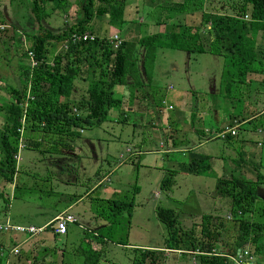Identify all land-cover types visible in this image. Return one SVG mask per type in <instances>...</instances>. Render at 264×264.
<instances>
[{
	"label": "trees",
	"instance_id": "1",
	"mask_svg": "<svg viewBox=\"0 0 264 264\" xmlns=\"http://www.w3.org/2000/svg\"><path fill=\"white\" fill-rule=\"evenodd\" d=\"M7 1L16 5L24 2L26 13L30 15L33 24L32 28L23 30L17 21L8 23L7 14H4L0 34L5 29L24 33L27 52L25 49L18 50L19 59L29 60L28 52H31L36 67L31 68L30 61L27 65L18 66L21 72L16 86L2 87L9 98L0 104V115L3 117V125L0 127V179L6 184L14 183L13 177L17 170L13 157L18 153L24 131L44 132L47 137L54 134L57 138H52L51 150L55 149L58 153L61 147L69 152L72 144L66 138H77L80 135L77 131L79 129L101 126L107 121L109 111L122 108V100L114 95L115 88L126 87L130 102L131 92L139 85V73L148 78L155 50L159 48L193 55L206 51L221 57L220 93L224 102L229 100L234 103L236 113L231 117H237L240 123L250 124V131L264 129V114L255 108L249 110L248 107L246 110L249 104L255 105L257 102L252 103L251 100L256 96L257 99L261 98L249 91V83L263 82L261 73L264 70V59L259 51L257 55L255 42L256 35L264 33V0H182L176 5L159 7L157 10L161 13H197L198 22L194 26L186 23L177 26L169 24L163 33L157 32L136 40L121 39L116 51L105 37L93 35L92 40L78 43L69 40L73 35L91 34L90 23L100 16H105L113 29L121 31L124 0H82L78 19L71 25L64 23L58 29L43 24L51 17L47 13V5L51 6L50 12L57 13L69 8L70 0ZM243 17L247 20L244 21ZM206 29L211 39L204 50L200 34L202 31L207 32ZM12 38L10 36L9 39ZM3 52L9 51L7 49ZM137 64L140 65V71L137 70ZM78 78L87 83L86 94L80 101H70L73 83ZM62 98L68 99L67 102H62ZM262 101L264 104V94ZM242 106L244 111L241 110ZM125 114L121 111L120 117L125 119ZM233 138L225 134L222 142L233 143ZM25 146L38 150L40 142H27ZM178 168L193 176L211 172L206 158L191 159L187 163H180ZM222 168L224 172L215 179L210 196L228 200L230 218L204 214L189 230H177V216L171 210L156 208V218L164 225L167 233L164 247L159 251L132 249L131 264H162L164 250L191 257L195 264H230L226 258L213 256L212 252L232 257L237 252H247L252 258V264H264V221L260 223L254 219L257 213L254 209L256 188L264 184V176L256 172L253 179H248L236 170H227L226 165ZM171 183L165 175L159 188L167 190ZM101 202L112 206V215L118 217L126 212L130 218L132 201L120 203L112 198ZM259 217L264 218L263 213ZM47 232L51 237L55 236L53 232ZM226 234L232 237V242L226 240ZM1 245L0 252L5 251ZM118 245L127 246L121 243ZM87 251L89 256H84V263L100 264L98 249ZM0 264H4L1 258Z\"/></svg>",
	"mask_w": 264,
	"mask_h": 264
},
{
	"label": "rangeland",
	"instance_id": "2",
	"mask_svg": "<svg viewBox=\"0 0 264 264\" xmlns=\"http://www.w3.org/2000/svg\"><path fill=\"white\" fill-rule=\"evenodd\" d=\"M81 1L70 0L71 6L66 11L57 13L50 12L51 6L47 5V13H50L51 17L43 24L58 29L64 26V22L77 20ZM0 7V25L4 23L2 19L6 12H8L6 18L13 17L12 11L19 28L23 30L32 28L33 23L30 15L26 13L24 2L16 5L14 2L0 0ZM56 26L59 27L56 28ZM12 31L5 29L0 34V79L3 81L0 87L16 86L17 77L21 71L16 67L12 68V66L16 65L19 58L18 50L25 49L27 52V44L23 39L24 33ZM10 36H13L11 40ZM209 41L210 39L207 43ZM257 42L259 43L257 50L260 52L261 58L264 59V33H260ZM7 49L9 52L4 53L3 51ZM58 50L55 49V51ZM177 53L179 54H172L176 57V63L173 64L178 67L176 73L169 75V73H165V68L160 67V72H154L151 82L147 83L151 90L157 92L151 98L157 109L165 108L167 110L166 96L165 100L158 97L163 95L164 86L170 85L179 89L180 86L185 87L184 84L187 83L190 93L195 92L196 95L188 103L190 108L183 114L185 129L191 128L190 114H197V110L201 109L200 106L203 104L211 106L213 110L226 116H234L236 111L233 101L224 102L220 93L219 78L223 59L208 53L195 55L198 58L196 69L200 71L193 73L189 72L187 66H184L181 61H178L180 59L178 57H183V53ZM7 61H10V64H6ZM23 61L24 65L29 63L27 58ZM139 66L137 64V70H140ZM75 83L86 82L78 78L74 81ZM249 85V91L252 94L260 95L261 98L257 99L256 96L251 100L252 103L257 101L255 105L249 104L246 110L248 107L249 110L255 108L264 114L262 101L264 84L251 81ZM123 94H125L123 86L115 88L114 95L118 100ZM70 99V101L74 100ZM7 100H9L7 93L0 90V104ZM162 100L164 106L160 105ZM241 110L244 111L243 106ZM121 111L122 108L112 109L109 111L107 121L101 126L84 128L81 129L82 132L79 129L77 131L80 135L77 138L73 140L66 138L67 142L72 144V149L65 154H63L65 150L61 147L58 148L60 149L58 153L55 149L51 150L52 138H57L54 134H49L47 137L43 134L44 132L26 130L25 133H22L19 141L22 148L18 155V162H16L17 171L13 177L14 183L6 184L0 179V224L6 223L8 217L11 224L40 228L45 224L47 218L55 214L56 210L63 209L65 204L71 203L73 209L70 210V213L77 221L76 227H81L79 228L81 232L69 235L66 240L64 237H56L53 241L46 240V235H38L32 239L34 241H29L28 249L22 250L17 246L19 254L12 257L10 264H90L84 263V256H89L87 250L94 249V246L90 241L82 240L81 233L82 231L86 233L82 227L89 224L91 219L97 221V226L108 225L112 230L111 234H108L107 229L100 234V237H105L107 240L102 249H98L100 264H131L132 249H139L132 246H149L153 248L151 250L158 251L164 247L163 242L167 233L164 225L156 218V208L171 210L177 216V230H189L199 222L202 215L208 213L226 218L229 216L228 200L208 196L214 188L215 173L218 172L212 169V172H206L200 176L189 175L186 170L178 168L180 163H185L189 155L199 157L202 152L211 157L214 154L218 155L223 163L222 167L226 165V169L230 170L231 160L239 149L238 142L249 138L246 145L254 149L260 156L248 160L253 162L249 166L250 171L254 169L255 174L257 172L264 176V129L262 134L259 131L243 132V128H240L236 133L234 129L236 134L233 137L237 136L234 138V142H231L233 145L228 147L219 139V134L211 138L207 133L200 137L205 139L203 147H199L188 156L182 152L166 154L164 151L168 150L167 146L171 141L167 138L166 124L159 125L155 117H150V124L133 129L129 115L126 113L125 119H123L120 117ZM172 115H176L175 111L168 112V116ZM196 119L195 129H193L202 131L200 123L204 118ZM245 124L246 126L250 125ZM156 125L160 127L158 131H154ZM222 125L220 124L219 127ZM237 127L239 128L240 125ZM248 127L250 128V126ZM179 130L181 132V127ZM221 130V133L225 132V129ZM186 136L191 139L192 143L199 137L196 134H186ZM27 139H32L33 143L40 142L39 149L27 148L25 146ZM256 141H261V146H256ZM188 147L190 148L189 145ZM210 162L213 164L212 159ZM254 166H257V169L253 168ZM222 171L224 172L223 168ZM165 175L172 183L167 190H162L159 188V183ZM246 176L249 177L248 174ZM256 196L254 209L258 214H254V219L261 223L264 221V218L259 217L260 213L264 215V184L258 185ZM102 197H111L110 199H117L120 203L132 201L130 218L126 212L118 217L112 215V206L101 202L99 198ZM91 224L93 223L89 225L91 226ZM7 235L0 232V243H3L2 249L5 252L11 249L14 241H11ZM13 235L22 234L15 233ZM231 239L232 237L226 234V240L232 242ZM116 243L127 246L119 248ZM164 251L166 253L162 264H195L191 257L181 256L179 252Z\"/></svg>",
	"mask_w": 264,
	"mask_h": 264
},
{
	"label": "crops",
	"instance_id": "3",
	"mask_svg": "<svg viewBox=\"0 0 264 264\" xmlns=\"http://www.w3.org/2000/svg\"><path fill=\"white\" fill-rule=\"evenodd\" d=\"M180 1L182 0H124V6H123V25L121 28V31L119 30H115L113 29L111 26L108 25L107 23V18L105 16H100L98 18H95L91 23H90V33L94 36H98L100 38L105 37V38H110L113 35H119L120 39H126V40H136L154 33H163L166 26L167 25H173V26H177L181 23H186L188 25H192L194 26L199 19V15L197 13H194L192 15L189 14H185V15H174L172 13H168V12H158L157 9H159V7L164 8V7H169L172 5H176L178 4ZM7 9V8H6ZM5 9V10H6ZM66 11V10H65ZM8 12H6L7 14ZM11 14L13 15V17L8 18V22H13V21H17L16 17L14 15V13L11 11ZM146 19V20H145ZM74 20L71 21H67L64 23H68V24H72ZM4 26L1 27V29H3ZM51 28H53L52 26H50ZM59 26H56V28H58ZM54 29V28H53ZM208 29V28H207ZM206 29V31H207ZM260 33H258L256 35V42H255V50L258 54V47H259V43L257 42V37H259ZM201 37V41L203 39L204 42H202V46L205 49H207V41L208 39H211V35L207 32H201L200 34ZM140 52V51H139ZM177 52L180 51H175V53H173L172 50L170 49H166V48H159L155 50V55H154V61H153V67H151L150 73L148 74V78L144 77L143 74H141V72L139 73V78L138 81L140 82L139 85H136L134 88V91L131 92V100L129 102V91L128 89H126V87H123L124 89V93L123 95H121V100L122 102V111L126 112L129 115V119L132 122L131 126L134 128L136 127H143L146 124H150L149 123V118H156V121L158 122L159 125H164L166 124L167 127V138L170 139V144L167 146L168 150L164 151V153L166 154H170L171 152H182V153H186V155L188 156L190 153H193L195 150L202 148L203 144H204V140L202 137V135L205 134H209V136L211 138H213L215 135L219 134L218 131H220V129H235L236 133L239 132L240 128H243L242 131L243 132H247V133H251L252 131H250V128L248 126H246L245 122H238L237 121V117H230V116H226L225 114H221L219 111L217 110H213L211 108V106L209 105H201V109L197 110V114H190L191 116V120H192V124L191 128L189 130L185 129L186 126L183 123V119H184V112H186L190 106L188 105V103H190V101L192 100V97L195 98V92L190 93V87H188L187 83L184 84L185 87L180 86L179 89L171 87L170 85H166L164 86V93L163 95H159L158 97H162L163 100H165V96L167 98V100H165L167 102V107H170V110H166L165 108H162L161 110L157 109L156 105H154L153 103V99L152 96L156 95L157 92L155 90H151L148 86V82H151L152 77H154L153 73L154 72H160V67L165 68L166 71L165 73H169V75L171 73H176V70L178 69L177 66H173V64H175V58L172 54H179ZM183 53V57H178L180 58L178 61H181L183 63L184 66H187L188 71L190 72H196V71H200L196 69L197 66V62H198V58L195 55H201V54H205L207 53L206 51H204L203 53L200 54H188L186 52H181ZM186 54V55H185ZM139 55H141V52L139 53ZM210 55V54H209ZM213 56V55H212ZM24 62L22 58H18L17 59V63L15 66H12V68L16 67V69H19L18 66L24 64L22 63ZM6 64H10V61H7ZM13 71H15L14 69H12ZM140 71V70H139ZM13 74V73H11ZM129 82V80L127 81V83ZM3 81L0 79V86L2 85ZM86 83H73V93L71 95L70 98L74 99L73 101H80L86 94ZM199 85V84H197ZM0 90H3L2 87H0ZM199 92V91H198ZM202 92V91H201ZM203 93V92H202ZM210 94V93H209ZM68 99H61L62 102H67ZM71 100V99H70ZM162 100V101H163ZM189 101V102H188ZM161 106H164L161 104ZM166 107V108H167ZM175 111V116H168V112H172ZM196 111V110H195ZM125 118V116H124ZM194 118V119H193ZM196 118H204L202 120V122L200 123L201 125V130L195 131L194 126H195V121L197 120ZM196 119V120H195ZM154 122V121H153ZM197 124V123H196ZM220 124H223L221 127ZM3 125V117L0 115V127ZM237 125H240V127L238 128ZM181 127V132L179 130V128ZM154 131H158V128H160L159 126L156 125V127H154ZM194 128V129H193ZM238 129V130H237ZM238 131V132H237ZM80 132H82V130L80 129ZM258 132V130L256 131ZM261 134L263 133L262 131H259ZM25 133V131H24ZM179 133V135H178ZM235 133V134H236ZM186 134H196L197 136H199L194 143H192L191 139L188 138V136H186ZM237 136V135H236ZM235 136V137H236ZM234 137V138H235ZM233 138V140H234ZM219 139L222 140V138L219 137ZM201 140V141H200ZM203 140V141H202ZM249 140V138L247 139ZM247 140H243L238 142L237 145H239V149L238 151L235 153V157L232 158L231 163L232 166H230L229 168L233 169L232 170H236L237 172H240L242 176L251 179L255 176V171L254 169H251L250 171V164L253 163L251 160L253 159L255 156H257V158H259L260 156H258V154L255 152L254 149L249 148L246 145ZM33 140H26L25 143L27 142H32ZM207 141V140H206ZM210 141V140H208ZM34 142V141H33ZM32 142V143H33ZM232 143H226L225 145H227V147L230 145L231 146ZM256 146H261V141H256ZM188 145L190 146V148L188 147ZM233 145V144H232ZM204 149H209V148H204ZM34 150V149H33ZM65 153H69V152H64ZM127 153H129V150H127ZM207 155V156H205ZM120 158V157H119ZM206 158L207 163L209 164L210 170L212 172V169H215L219 174L217 175L215 172V179L220 177L222 174V164L220 158L218 157V155H213L212 157L209 156L207 153L203 154V152L199 155V157H191L190 155L186 158L185 162L187 163L188 161H190L191 159H204ZM211 159L213 160V164L210 162ZM225 163V161H223ZM258 162V161H257ZM252 167V166H251ZM255 169H257V166L253 167ZM249 175L246 176V175ZM253 176H250V175ZM192 175V174H189ZM9 184V183H7ZM109 195V194H108ZM115 195V194H112ZM210 196V195H208ZM111 198V197H110ZM110 198H99L101 201H105V200H110ZM11 207V206H10ZM73 209V205L71 203H67L63 206V209H59L56 210L54 215H51V217L47 218L45 224L40 227V228H36L33 226H25V225H15V226H21V227H30V228H34V229H42L45 227V225H47L48 223H50L52 220H54L57 216H59L61 213H68L70 215H72L70 213V210ZM209 214V213H208ZM7 219L11 222V220L7 217ZM6 219V220H7ZM79 221V220H78ZM80 222V221H79ZM16 223V222H15ZM90 223L91 226L89 225ZM97 221L96 220H89V224H87L86 226L82 223V225H84V227H82L83 229H85L86 233L82 231V240H88L90 241V243H93L92 246H94L93 248L99 249L103 246V244L105 242H107V240L105 239V237H100V234L102 231L104 230H108V234L112 233V230H110L111 228L108 227V225H104V226H97ZM76 224H69L68 225V229H67V233H65L64 236H58L55 235L53 237H51L49 232H45V234L42 233V235H46V240L48 241H53L54 238L56 237H64V240H66L68 238L69 235H72L75 233H78V231H80L79 228L76 227ZM81 232V231H80ZM54 235V234H53ZM8 237H10V240L13 241V246H11V248L19 246V248H22V250L28 249L27 245L29 244V241L32 240L33 238H27L25 235H13V233H9L7 235ZM40 238V237H39ZM37 238V239H39ZM34 241V240H32ZM17 242V243H16ZM6 243V242H5ZM116 245L121 248L122 246L118 245V243H116ZM2 247L3 243H2ZM132 247H136L142 250H151L153 249L152 247L149 246H132ZM31 250V248H29ZM166 253V251H164ZM170 252V251H169ZM35 260V259H34Z\"/></svg>",
	"mask_w": 264,
	"mask_h": 264
},
{
	"label": "built area",
	"instance_id": "4",
	"mask_svg": "<svg viewBox=\"0 0 264 264\" xmlns=\"http://www.w3.org/2000/svg\"><path fill=\"white\" fill-rule=\"evenodd\" d=\"M243 20L246 21L247 20L246 17H243ZM92 39H93V35L86 33L83 35H73L71 37V39L69 40V42L70 41L72 43L86 42L87 40H92ZM109 41L111 43L113 50L116 51L118 48V45L121 42L119 35L111 36L109 38ZM65 48H66V46H65ZM28 56H29L31 68H35L36 63L33 60L32 53L28 52ZM261 76L263 78L262 84H264V70L262 71ZM161 104L164 105L163 101H161ZM167 109L170 110V107H167ZM74 112H75V110H74ZM23 122L24 121H22V123ZM225 134H229L231 136H234L235 132L233 129H231V130L225 129V132L219 133V137L222 138ZM21 148H22V146L18 145V153H17V155H15L13 157L15 162H18V155H19ZM229 218H230L229 216L226 217V219H229ZM76 222L77 221H76L74 216L66 214V213H61L54 220H52L50 223L45 225L44 228L38 230V229L30 228V227L15 226V225L11 224L10 221L7 219L6 223L0 224V232H2L4 234L18 233V234L25 235L27 238L31 239V238H34L38 235H41L42 233H45L47 230H49V231L53 232L52 234H54V235L63 236V235H65V233H67L68 225L69 224H73V225L77 224ZM78 227L81 228L80 226H78ZM18 254H19V248L16 246V247L9 249L7 252L1 250L0 258L4 260V264H10L12 257H16ZM212 255L226 258L230 262V264H252V258L248 255L247 252H243V253L237 252L236 255L233 257L228 256L224 253H215V252H212Z\"/></svg>",
	"mask_w": 264,
	"mask_h": 264
}]
</instances>
